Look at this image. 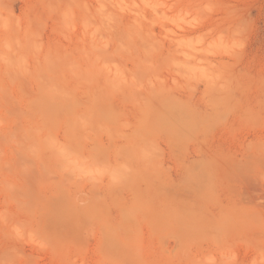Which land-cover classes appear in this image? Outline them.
<instances>
[{"label":"rangeland","instance_id":"obj_1","mask_svg":"<svg viewBox=\"0 0 264 264\" xmlns=\"http://www.w3.org/2000/svg\"><path fill=\"white\" fill-rule=\"evenodd\" d=\"M0 264H264V0H0Z\"/></svg>","mask_w":264,"mask_h":264}]
</instances>
